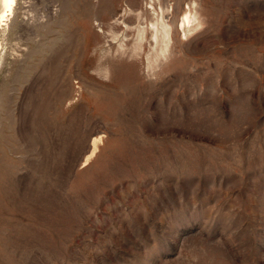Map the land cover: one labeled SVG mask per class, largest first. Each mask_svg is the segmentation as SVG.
<instances>
[{
	"label": "rangeland",
	"instance_id": "1",
	"mask_svg": "<svg viewBox=\"0 0 264 264\" xmlns=\"http://www.w3.org/2000/svg\"><path fill=\"white\" fill-rule=\"evenodd\" d=\"M7 25L0 264H264V0H18Z\"/></svg>",
	"mask_w": 264,
	"mask_h": 264
},
{
	"label": "bare ground",
	"instance_id": "2",
	"mask_svg": "<svg viewBox=\"0 0 264 264\" xmlns=\"http://www.w3.org/2000/svg\"><path fill=\"white\" fill-rule=\"evenodd\" d=\"M17 5L18 0H0V35L6 30L8 22L14 16ZM185 20L189 22L188 16L185 17ZM182 22H184V20Z\"/></svg>",
	"mask_w": 264,
	"mask_h": 264
}]
</instances>
